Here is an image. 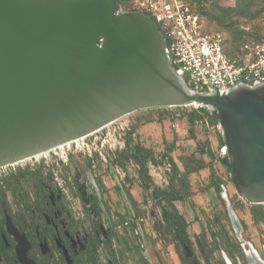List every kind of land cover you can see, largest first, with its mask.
<instances>
[{
  "label": "water",
  "instance_id": "1",
  "mask_svg": "<svg viewBox=\"0 0 264 264\" xmlns=\"http://www.w3.org/2000/svg\"><path fill=\"white\" fill-rule=\"evenodd\" d=\"M164 47L149 17L122 12L115 0H0V168L137 111L195 103L213 110L242 199L264 205V90L193 92ZM223 200L246 264H264L225 192ZM8 232L18 262L34 264L27 240L11 224Z\"/></svg>",
  "mask_w": 264,
  "mask_h": 264
},
{
  "label": "rangeland",
  "instance_id": "2",
  "mask_svg": "<svg viewBox=\"0 0 264 264\" xmlns=\"http://www.w3.org/2000/svg\"><path fill=\"white\" fill-rule=\"evenodd\" d=\"M136 1L121 0V11H133ZM200 2L203 9L209 8L212 19L210 22L204 19L203 29L221 35L226 53L232 59L240 61L256 43V39L264 35V0H253L238 16L227 18L222 23L217 22L218 13L221 12L218 9L233 8L237 0ZM236 35H241V41L233 45L232 39ZM201 109L185 107L137 111L83 138L77 144H70L65 150L46 155L47 164L42 163L43 158L40 157L36 159L37 162L32 159L0 169V188L3 190L8 185L17 184L21 194H27L32 201V179L28 176L19 177V172L33 167L43 178H50L53 193L64 197L68 228L82 225L83 234L77 236L78 240H84L85 232L89 233V229L95 232H99L98 227L103 232L106 228L111 229L118 262L113 261L114 254L105 246L98 249L96 257L88 253L90 259H87V264H107V261L108 264H181L179 247L175 245L171 232L165 228L158 230L150 218L151 214L158 215L162 206L172 215L174 208L186 222L193 255L200 264H205V260L208 264H220L222 261L225 264L227 261L230 264H244L243 249L237 243L226 216L223 200L225 192L244 225V241L251 243L264 259V224H253L249 212L253 205L242 199L230 181V174L219 161L206 154L207 149H211L217 155L221 138L215 127L216 120L206 109ZM193 112H200L203 119L192 123L189 114ZM204 113L214 120L213 124ZM197 145H201L205 154L197 153ZM137 148L143 151H138L139 165L132 159L137 154ZM145 152H148L147 156ZM190 156L200 160L206 168L188 176L190 197L184 202L170 205L164 197L174 196L179 181L175 180L167 157H171L183 171L179 160ZM210 174L213 175V182L217 181L221 185L219 191L210 188ZM10 195L15 197L13 211L16 208L22 210L23 201L13 191ZM92 205L96 212L92 211ZM262 207L264 209V205ZM126 220L130 223L128 227L122 225ZM8 224L13 225V222L7 216L6 232ZM202 231L207 242L206 248L200 250L199 254L194 237ZM51 246L55 257L47 260V264H64L58 254L59 243L55 247L54 244ZM210 251H213L211 255ZM31 252L37 255L35 249ZM31 261L36 264L34 260ZM0 264L12 262L9 258L0 257Z\"/></svg>",
  "mask_w": 264,
  "mask_h": 264
},
{
  "label": "built area",
  "instance_id": "3",
  "mask_svg": "<svg viewBox=\"0 0 264 264\" xmlns=\"http://www.w3.org/2000/svg\"><path fill=\"white\" fill-rule=\"evenodd\" d=\"M133 11L155 23L165 41L168 65L193 92L223 93L238 85L264 83V42L253 44L237 61L223 53L221 35L201 31L203 22L197 9L185 0H137ZM215 127L222 137L219 125ZM217 155L226 157L224 142ZM42 158L47 164L46 156Z\"/></svg>",
  "mask_w": 264,
  "mask_h": 264
},
{
  "label": "flooded vegetation",
  "instance_id": "4",
  "mask_svg": "<svg viewBox=\"0 0 264 264\" xmlns=\"http://www.w3.org/2000/svg\"><path fill=\"white\" fill-rule=\"evenodd\" d=\"M49 182L50 178L48 176L46 178L41 177L37 180L32 179L31 190L34 195V199L32 201H30L27 194H21L20 186L17 184L14 188L6 190L5 198H0V239L3 244V250L0 249V257L3 259L9 258L12 264H20L16 256L15 248L17 242L15 237L9 234L8 230L7 233L5 229V220L8 216L13 222V225L16 227L15 228L11 224L13 228H15L21 236H25L23 237L29 243L27 257L28 259L31 258L34 260L36 264H47V260L55 257V254L51 249V245L54 244L55 247L56 243H59L60 251L58 250V254L63 259L64 264H68V262L70 264H87V259H90L88 253H90L93 257H96L98 249H100V247L103 249L105 246L107 247V250L114 254L113 261L118 262L119 257L116 255V243L112 235V230L106 228L105 232H103L100 230V227H98L99 232H95L93 229H89V233L87 231L85 232L86 238L84 240L82 238L78 240L77 236L79 237V235L83 234V230L80 228L82 225L68 228L67 224L69 222L66 221L67 213L66 209H64V197H59L58 194L53 193ZM10 190L14 192L18 199L23 201L22 210H18L16 208L13 211L12 205L15 202V197L14 195H10V192H12ZM92 211L96 212L95 206H93ZM150 218L158 230H162L164 228L167 229L163 221L161 207L159 209V214H151ZM28 222L30 225H28ZM184 223L185 233L188 236L186 227L187 224L185 221ZM129 224V221L126 220L122 225L124 227H128ZM171 234L176 243L175 245L179 246L180 250L185 253L186 259L190 260L192 264H197V262L199 263L193 255L192 243L189 237L188 240L191 244L190 247L186 244H181L178 240H176L174 231H172ZM34 249L37 251L36 256L31 252L34 251ZM64 252L66 254H64ZM188 252L189 256H187ZM242 253L244 257V262H242L246 264L244 251ZM36 257H38V259H36ZM115 262L113 263L115 264ZM222 263L225 264L224 261H222ZM226 264H230V262L227 261Z\"/></svg>",
  "mask_w": 264,
  "mask_h": 264
},
{
  "label": "trees",
  "instance_id": "5",
  "mask_svg": "<svg viewBox=\"0 0 264 264\" xmlns=\"http://www.w3.org/2000/svg\"><path fill=\"white\" fill-rule=\"evenodd\" d=\"M115 1L118 4L121 3V0H115ZM185 1L197 9V11H198V13L202 19V22H204V19H206L209 22L212 20L210 18L211 13L209 11V8L203 9L201 2H200L202 0H185ZM252 1L253 0H237V5L233 8H224V9H222V8L218 9L217 8L219 11H221L220 13H218L219 19L217 20V22L222 23V21L227 19V18H235L236 16H238L240 14V11L243 10L244 8L248 7L250 5V3H252ZM201 31L203 33H209L208 31L203 29V26H202ZM240 41H241V35H236L232 39V42H233L232 44L237 45L238 43H240ZM255 42L256 43L264 42V35H262L261 37H258V39H256ZM222 49H223V53L225 54V56H227L229 59H232L226 53L225 43H224L223 39H222ZM201 110H203V109H201ZM204 115L206 118L209 119L211 124H213L212 121H214V120L207 113H204ZM189 117H190V120L192 123L196 122L198 120L201 121L203 119V116L200 114V112H197V113L193 112V113L189 114ZM220 138H221V143H220V146H221V145H223V140H222L221 136H220ZM196 150H197V153L199 155L205 154V153H203L201 145H197ZM138 151H139V153L143 152L142 150H140L138 148L136 149L137 154H135L132 157V159L136 165L140 164ZM206 154L210 158H215V159H217V161H219V164L230 174V176H231L230 181L236 187L234 176L232 173V168H231L227 158L226 157H217V155L211 149H207ZM145 155L147 156L148 152H145ZM143 159H144V157H143ZM167 160L169 161V163L172 167L175 180L179 181L178 182L179 187L175 188L174 196H172L170 198L164 197V200L170 205H172L174 202H184L190 197L188 176L190 174L197 173L198 171L204 170L206 167L200 160H196L192 156L185 157V159L179 160V161H181L183 171H181L177 167V165L175 164V162L173 161V159L171 157H167ZM25 176L31 177L33 180H37V179L42 177V175L39 171L32 170L29 168L25 169L24 171L19 172V177H25ZM212 176L213 175L210 174V178H209L211 181L210 188H213L215 191H219V189H221V185L217 181L213 182ZM14 186H16V184H13L12 186L8 185L3 190L0 188V198L1 199L5 198L6 190L14 188ZM171 208H173V207H171ZM173 211H174V215L168 213V211L163 206L161 207V212H162V216H163V221L165 223V227L170 232L174 231V236H175L176 240H178L181 244H186L187 246L190 247L191 244L189 243L188 236L185 233V223L182 220V218L180 216H178V214L174 208H173ZM249 212H250V215H251V218H252L254 224H259V223L264 224V209H263L262 205H253L250 208ZM243 228H244V225H243ZM194 238H195V244H196L197 250H198L199 254H201V251L206 248L205 247V244L207 242L206 235L202 231L200 235H197ZM0 249L3 250V244H2L1 239H0ZM209 253H210L209 255H211L213 253V251H210ZM178 256H179V259H180L182 264H192V262L190 260L186 259L185 253L183 251H181L180 248L178 249ZM242 261L244 262V257L242 258ZM197 264H200V263L197 262ZM205 264H208L207 260H205ZM220 264H223V263L221 262Z\"/></svg>",
  "mask_w": 264,
  "mask_h": 264
},
{
  "label": "bare ground",
  "instance_id": "6",
  "mask_svg": "<svg viewBox=\"0 0 264 264\" xmlns=\"http://www.w3.org/2000/svg\"><path fill=\"white\" fill-rule=\"evenodd\" d=\"M180 82V81H179ZM182 85V84H181ZM182 87H183V85H182ZM263 90H264V85H260V84H255V85H250V86H237V87H235V88H233L232 90H228V91H226V92H223V93H225L226 94V97H229L230 95H232V94H234V93H239V92H249V93H255V94H258V93H261V92H263ZM190 92V91H189ZM192 92V91H191ZM190 92V94H194L193 92L191 93ZM195 95V94H194ZM207 98H214V97H212V96H206ZM186 107H193V108H202V109H206L207 111H213L211 108H209V107H205V106H200V105H198V104H195V103H192V104H190L189 106H186ZM182 108H185V107H182ZM83 138H80V139H78V140H74V141H72V142H66V143H64V144H62V145H58V146H56V147H54V148H52L51 150H49V151H46V152H43V153H40V154H38V155H35L33 158H30V159H25V160H22L21 162H18V163H16V164H12V165H9V166H7V167H2L3 169L4 168H8V167H12V166H15V165H19V164H23L24 162H26V161H28V160H32V159H34V160H36V159H39L40 157H44V156H46L47 154H49V153H53V152H55V151H57V150H65V148H67V147H69L70 146V144H77L79 141H81ZM62 152V151H61ZM2 168H0V169H2ZM13 236V235H12ZM14 237V236H13Z\"/></svg>",
  "mask_w": 264,
  "mask_h": 264
}]
</instances>
